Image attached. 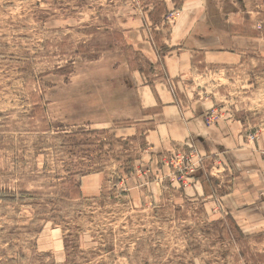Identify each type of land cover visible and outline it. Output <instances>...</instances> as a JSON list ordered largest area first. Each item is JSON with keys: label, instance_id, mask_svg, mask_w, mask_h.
<instances>
[{"label": "rangeland", "instance_id": "rangeland-1", "mask_svg": "<svg viewBox=\"0 0 264 264\" xmlns=\"http://www.w3.org/2000/svg\"><path fill=\"white\" fill-rule=\"evenodd\" d=\"M153 1L0 0V264H264V235L241 233L218 201L209 214L204 197L181 196L201 178L229 191L240 170L226 154L174 144L155 160L142 127L125 130L144 113L139 87L161 73L146 36L161 57L172 28L190 26L182 46L227 51L239 36L253 48L215 66L195 49L177 99L211 101L206 125L240 122L264 154V0H163L158 23ZM83 177L92 195L62 194Z\"/></svg>", "mask_w": 264, "mask_h": 264}, {"label": "crops", "instance_id": "crops-1", "mask_svg": "<svg viewBox=\"0 0 264 264\" xmlns=\"http://www.w3.org/2000/svg\"><path fill=\"white\" fill-rule=\"evenodd\" d=\"M168 5L170 6V3ZM145 20L147 18L141 17L142 24H145ZM189 29L190 26H187L179 31L173 27L169 36L163 38L164 46L170 49L161 57L157 55L146 36L150 50L148 48L143 50L151 51L148 57L149 63L153 68L158 67L161 73L156 74V79L151 84H141L139 87V105L144 113L137 118L132 128L128 127L125 130L130 132L129 135H134L139 127H142L145 144L158 153H155V160H158L159 152L170 149L174 144L193 143L205 155L220 156V152L226 154L228 162L223 161L225 166L229 165L227 169L240 170V173H235L230 179L229 191L217 196L210 181L201 178L200 181L192 182V185L185 187L181 196L183 199L204 197L203 209L209 214L216 211L215 205L218 201L219 208L230 215L241 233L248 237L264 235V154L261 148L257 142L245 143L241 135L240 122L230 120L225 128L221 123L207 126L203 115L212 106L211 101H208L210 104H206V109L182 106L176 97L173 84L174 81L179 83L180 80L190 79L196 75L193 65L195 49L201 53V62L205 65H235L242 58L238 52H235V48L241 47L244 50L253 48L249 46L251 38L235 37L234 40L243 46H236L233 43V48L227 51L208 47L206 39L193 38L192 46L188 48L182 44L192 34V31L189 33ZM126 38L131 40L128 34ZM260 49H264V45H261ZM137 71L139 72L140 69ZM246 175L247 178L243 179ZM156 178V181L162 179L161 176ZM80 190L83 195H92L96 189L89 186L83 177L80 181Z\"/></svg>", "mask_w": 264, "mask_h": 264}, {"label": "trees", "instance_id": "trees-1", "mask_svg": "<svg viewBox=\"0 0 264 264\" xmlns=\"http://www.w3.org/2000/svg\"><path fill=\"white\" fill-rule=\"evenodd\" d=\"M172 1L175 2V3L180 2V0H172ZM166 13H167V7H166L165 2L163 0H154L153 1V8L151 10H149L148 16H149V18H151V20L153 21V23H158V22H160L162 20L161 18ZM62 194H65L66 197H71V198L80 197L81 190H80L79 181H77L75 183V186L72 188V192H71L72 195L68 191H66V192H64ZM227 218H229L231 220L230 217H227ZM219 223L220 224H223L224 222L223 221H220ZM234 227L237 230H239L236 225H234ZM223 228L226 229V226L224 225ZM229 230H231V229H229Z\"/></svg>", "mask_w": 264, "mask_h": 264}, {"label": "built area", "instance_id": "built-area-1", "mask_svg": "<svg viewBox=\"0 0 264 264\" xmlns=\"http://www.w3.org/2000/svg\"><path fill=\"white\" fill-rule=\"evenodd\" d=\"M252 137V136H251ZM253 138V137H252ZM172 155H177V156H181V154L179 153V150H175V151H173L172 152ZM174 179H172V182H174L173 181Z\"/></svg>", "mask_w": 264, "mask_h": 264}]
</instances>
